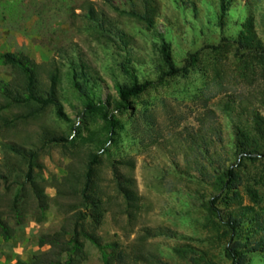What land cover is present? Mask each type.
<instances>
[{
    "label": "rangeland",
    "instance_id": "rangeland-1",
    "mask_svg": "<svg viewBox=\"0 0 264 264\" xmlns=\"http://www.w3.org/2000/svg\"><path fill=\"white\" fill-rule=\"evenodd\" d=\"M149 1L145 21L132 14L147 10L145 0H0V52L33 59L45 89L53 72L62 110V117L54 105L29 117L25 106L0 112L12 121L0 130V160L3 141L35 150L48 196L40 213L29 194L20 224L8 207L14 191L1 196L14 232L0 236V264L46 249L38 239L61 226L70 201L57 197L56 185L69 169L83 172L95 154L111 196L112 163H133L119 168L139 197L135 217L115 198L97 229L103 243L127 253L123 264H230L225 222H264V156H246L264 152V0ZM160 36L176 66L196 53L189 73L163 76ZM10 77L0 64V80ZM145 80L153 85L126 108L119 88ZM104 112L116 121L112 135ZM230 167L236 175L228 180ZM215 195L221 218L210 207ZM249 231L245 222L234 235L240 250L258 248L260 234ZM85 250L81 264H106L102 249L86 241ZM245 255V264H264V249Z\"/></svg>",
    "mask_w": 264,
    "mask_h": 264
},
{
    "label": "trees",
    "instance_id": "trees-1",
    "mask_svg": "<svg viewBox=\"0 0 264 264\" xmlns=\"http://www.w3.org/2000/svg\"><path fill=\"white\" fill-rule=\"evenodd\" d=\"M147 10L144 13L132 14L142 20L149 21L153 9L149 0H145ZM92 14V13H91ZM92 18V17H91ZM250 21L247 20L244 28L250 29ZM161 37V36H160ZM246 38V37H245ZM248 39V38H246ZM161 51L168 70L163 76H173L187 74L193 66L196 53L191 56L189 65L176 66L169 55L168 43L161 37ZM248 43V41L246 42ZM0 64L10 69L11 77L8 80H0V103L1 110L11 106H25L28 109L26 116L35 114L39 109L49 105L57 107V115L62 117V110L55 95L56 75L49 73L48 88L45 89L39 76V67L33 59L22 53L0 52ZM153 85V81H134L131 85L120 87L118 96L121 102L128 108L129 100L146 92ZM104 120L111 128V135L114 133L116 121L104 112ZM12 121L0 113V130L7 127ZM52 140H57L55 137ZM112 142V137L107 144ZM2 159L0 160V199L4 194L14 191V197L10 200L8 207L16 224L22 223L24 208L23 202H27V196L32 195L36 201L39 212L46 210L48 206V196L44 193L43 186L38 181V170L42 165L37 160V152L14 141H3L1 143ZM249 159L255 160L262 153H247ZM97 163V154L89 161L86 169L82 172L69 169L56 185V193L59 199H69L63 203L64 220L61 226L53 232L43 233L38 239L40 248L46 247L33 254L28 260H17V264H81L86 259L85 243L99 247L103 251V258L106 264L118 262L123 264L128 256L117 242L103 243L97 232L107 205L113 199L120 198L125 208V213L129 218H134L138 210V195L133 188L132 177L122 173L119 166L132 167L133 163L127 160H116L112 163V179L115 195L111 196L105 191L100 183L101 179L96 173L94 164ZM228 180L235 177L234 168L227 169ZM224 188V187H223ZM115 196V197H114ZM220 195L213 196L209 203L211 209L218 213L216 203ZM120 204V206H121ZM245 208L242 212H246ZM244 213H241L243 216ZM221 218V217H220ZM249 223L250 236L255 237L260 234L256 242V247L240 250L236 241L233 240L237 230L242 227V223ZM250 217L247 221H241L235 217L229 218L225 223L230 232V239L226 246V252L230 259V264H245V254L247 252L264 249V222L253 223ZM14 228L8 224L6 218L0 211V236L4 240L12 237ZM248 238H250L248 236ZM167 264V263H161Z\"/></svg>",
    "mask_w": 264,
    "mask_h": 264
}]
</instances>
